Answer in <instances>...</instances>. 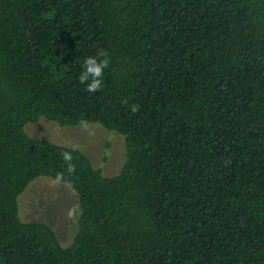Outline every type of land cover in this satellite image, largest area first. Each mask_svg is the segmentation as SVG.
Wrapping results in <instances>:
<instances>
[{"label":"trees","instance_id":"16d2710c","mask_svg":"<svg viewBox=\"0 0 264 264\" xmlns=\"http://www.w3.org/2000/svg\"><path fill=\"white\" fill-rule=\"evenodd\" d=\"M42 117L123 134L122 170L31 136ZM57 173L80 200L68 246L19 215ZM0 264H264V0H0Z\"/></svg>","mask_w":264,"mask_h":264},{"label":"rangeland","instance_id":"374dc122","mask_svg":"<svg viewBox=\"0 0 264 264\" xmlns=\"http://www.w3.org/2000/svg\"><path fill=\"white\" fill-rule=\"evenodd\" d=\"M61 126L48 118L26 125L36 138L50 139L80 147L102 168L104 174H118L126 159L125 136L97 122ZM19 215L23 221H39L51 226L63 246L74 240L79 230L80 200L78 193L66 182L46 176L37 177L19 196Z\"/></svg>","mask_w":264,"mask_h":264},{"label":"clouds","instance_id":"9594fccd","mask_svg":"<svg viewBox=\"0 0 264 264\" xmlns=\"http://www.w3.org/2000/svg\"><path fill=\"white\" fill-rule=\"evenodd\" d=\"M99 57V58H98ZM110 64V57L108 55L107 50H100L98 52V56H89L84 60L83 63V71L79 75L80 83H85L91 80L90 83L87 85V90L91 93L97 92L101 88L102 84V77L104 70L109 67ZM131 110L133 113L139 110L138 105H132ZM82 126L87 130V122L82 121ZM76 149L74 148L73 151ZM62 157L64 161L67 163V171L69 173L75 172V165L71 163L73 160V156L70 152H63ZM56 182L59 183L63 180V174L57 173L56 175Z\"/></svg>","mask_w":264,"mask_h":264}]
</instances>
